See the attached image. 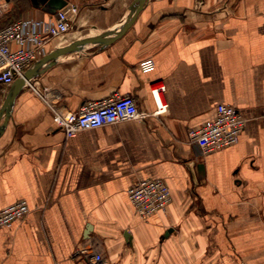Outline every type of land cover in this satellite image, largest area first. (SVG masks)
Here are the masks:
<instances>
[{
    "label": "crops",
    "instance_id": "obj_1",
    "mask_svg": "<svg viewBox=\"0 0 264 264\" xmlns=\"http://www.w3.org/2000/svg\"><path fill=\"white\" fill-rule=\"evenodd\" d=\"M8 1L0 27L44 10ZM133 1L68 0L71 30L26 71L68 49L2 115L0 209L26 199L31 211L0 227V264H91L95 253V264H264V0H147L123 35L97 43ZM14 82L0 84V110ZM161 85L167 108L156 112ZM117 94L135 97L138 118L74 137L49 105L77 111ZM220 103L249 120L235 145L205 153L188 131ZM140 178L170 186L165 212L133 208L127 192Z\"/></svg>",
    "mask_w": 264,
    "mask_h": 264
},
{
    "label": "built area",
    "instance_id": "obj_2",
    "mask_svg": "<svg viewBox=\"0 0 264 264\" xmlns=\"http://www.w3.org/2000/svg\"><path fill=\"white\" fill-rule=\"evenodd\" d=\"M9 9L8 0H0V15ZM77 6L59 9L47 17L45 11L30 10L21 18L0 27V84L10 85L24 77L26 69L46 53V44L53 38L69 32L72 28L70 13ZM42 10V9H41ZM29 87L43 97L42 91L29 83ZM165 85L152 88L158 104L156 112H163L167 105L160 99ZM56 125L67 137H74L82 130L131 121L139 116L135 97L131 94L114 95L107 99L88 102L77 111H62L49 103ZM241 111L232 104L220 103L215 114L202 125L190 128L188 138L205 153H214L235 145L245 129L247 121ZM133 208L143 217L165 212L172 200L170 186L162 178H140L128 189ZM31 208L26 199L0 209V227H10L24 219ZM81 255H90L89 247L79 249ZM102 260L99 253L93 254L91 264Z\"/></svg>",
    "mask_w": 264,
    "mask_h": 264
},
{
    "label": "water",
    "instance_id": "obj_3",
    "mask_svg": "<svg viewBox=\"0 0 264 264\" xmlns=\"http://www.w3.org/2000/svg\"><path fill=\"white\" fill-rule=\"evenodd\" d=\"M147 0H134L128 10V13L124 17V19L118 24L116 30H114L111 33H106L101 37H98L94 40H96L97 43H109L112 40L117 39L121 35H123L127 29L134 23L136 20L139 12L143 9L145 3ZM33 4L38 7H42L45 11L54 13L59 9H69L67 8L68 6V0H32ZM92 40L87 39L83 42H90ZM68 48L57 50L50 55L46 56L42 61L38 62L34 67L31 69L27 70L24 73V77H19L15 80L14 84L12 85L11 89L9 90L4 104L0 110V119L2 115H5V121L8 120L10 113H11V108L14 103V100L17 96V94L20 92L22 89L23 85L27 82V80L31 79L38 71V68L43 62H46L48 60H51L55 58L59 53H62L63 51H66ZM1 131V128H0Z\"/></svg>",
    "mask_w": 264,
    "mask_h": 264
},
{
    "label": "rangeland",
    "instance_id": "obj_4",
    "mask_svg": "<svg viewBox=\"0 0 264 264\" xmlns=\"http://www.w3.org/2000/svg\"><path fill=\"white\" fill-rule=\"evenodd\" d=\"M9 14L13 15V11L10 10V13H9ZM9 14H8V15H9ZM14 14H15V13H14ZM8 15H7V16H8ZM11 18H12V16H11ZM11 20H12V19H11Z\"/></svg>",
    "mask_w": 264,
    "mask_h": 264
}]
</instances>
